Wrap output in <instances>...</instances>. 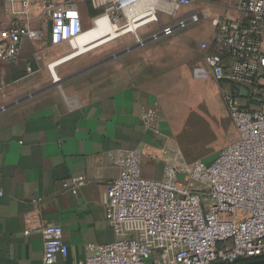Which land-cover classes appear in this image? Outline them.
<instances>
[{"label": "built area", "instance_id": "1", "mask_svg": "<svg viewBox=\"0 0 264 264\" xmlns=\"http://www.w3.org/2000/svg\"><path fill=\"white\" fill-rule=\"evenodd\" d=\"M5 1L22 19L0 29V68L20 61L25 40H42L45 24L52 46L77 41L86 30L83 3L98 12L92 27L106 17L118 32L114 39L133 34L141 46L171 38L206 16L204 9H194L196 0ZM144 3L149 5L142 9ZM238 11L239 19L217 15L210 42L200 44L209 73L234 87L225 104L237 139L212 161L188 162L179 149L150 154L165 161L161 180L143 176V150L122 153L116 159L120 175L108 183L103 202L105 218L118 239L89 244L87 257L77 264H241L264 259V108L246 109L236 97L241 88L264 82V0H239ZM132 24L134 30L129 31ZM151 28L149 36H140ZM59 63L50 66L52 78ZM27 71L35 72L32 65ZM7 108L0 107V116ZM158 113V108H143L141 120L161 135ZM85 184V176H76L63 188L78 195ZM32 220L36 223L25 234L41 235L43 264L66 259L63 228L40 217Z\"/></svg>", "mask_w": 264, "mask_h": 264}, {"label": "crops", "instance_id": "2", "mask_svg": "<svg viewBox=\"0 0 264 264\" xmlns=\"http://www.w3.org/2000/svg\"><path fill=\"white\" fill-rule=\"evenodd\" d=\"M42 29V40L23 42L18 63L0 68V107L8 105L0 116V264H43L41 235L25 234L38 217L63 228L69 255L57 264L84 260L89 244L115 242L118 237L105 218L103 202L108 183L120 175L116 159L141 149L143 176L161 180L165 161L150 154L163 148L171 153L180 147L166 116L165 78L160 70L114 87L76 86L50 92L64 82H54L46 68L51 48L70 44L52 46L49 24ZM115 32L107 20L99 18L76 44L84 48ZM187 64L199 80L214 79L200 44ZM30 65L35 70L32 74L27 71ZM54 71L62 78L60 69ZM149 107L158 108L161 135L141 120L142 109ZM76 176H85L86 184L73 195L63 184ZM38 198L41 201L34 204Z\"/></svg>", "mask_w": 264, "mask_h": 264}, {"label": "rangeland", "instance_id": "3", "mask_svg": "<svg viewBox=\"0 0 264 264\" xmlns=\"http://www.w3.org/2000/svg\"><path fill=\"white\" fill-rule=\"evenodd\" d=\"M83 5L85 33L93 28L92 23L98 12L89 3ZM193 7L207 10L200 23L171 38L149 42L145 46L138 45L133 34L114 39L118 34L116 31L84 48L78 47L77 41L69 46L50 47L52 57L46 68L51 74L50 66L60 62L54 69L61 70L63 79L55 73L53 81H60L61 85L64 80L63 87L58 86L50 92H60L61 88L66 90L76 86L95 90L114 87L150 70H160V75L165 78L163 86L166 116L174 131L175 141L180 146L173 148L171 153L181 150L188 162L214 160L220 149L238 137L225 104L228 92H232L234 87L218 83L212 78L209 81L199 80L195 70L188 67L187 60L199 44L210 42L212 20L217 15L224 14L232 19H239L241 14L238 11L239 0H196ZM20 18L22 16H17L13 7L5 0H0V29L5 26L4 23ZM151 32L152 28L142 30L140 36L147 37ZM187 33L197 39L193 40ZM39 61L41 59L37 60ZM245 90V95H241L238 90L236 97L239 104L246 109H263L264 82L263 85Z\"/></svg>", "mask_w": 264, "mask_h": 264}, {"label": "water", "instance_id": "4", "mask_svg": "<svg viewBox=\"0 0 264 264\" xmlns=\"http://www.w3.org/2000/svg\"><path fill=\"white\" fill-rule=\"evenodd\" d=\"M240 91H241V95H245L246 90L244 88H241ZM241 264H264V259L245 262V263H241Z\"/></svg>", "mask_w": 264, "mask_h": 264}, {"label": "bare ground", "instance_id": "5", "mask_svg": "<svg viewBox=\"0 0 264 264\" xmlns=\"http://www.w3.org/2000/svg\"><path fill=\"white\" fill-rule=\"evenodd\" d=\"M146 5H149V4L144 3V4L142 5V9H143ZM101 18L107 20L108 23H109L111 26H113V25L109 22V20H108L106 17H101ZM113 27H114V26H113ZM114 28H115V27H114ZM132 30H134V24H132L131 27H130V31H132ZM83 34H84V33H83ZM83 34H82V35H83ZM82 35H81V36H82Z\"/></svg>", "mask_w": 264, "mask_h": 264}]
</instances>
